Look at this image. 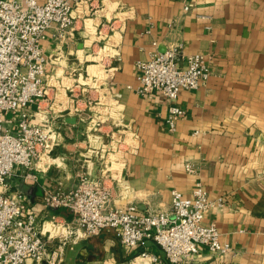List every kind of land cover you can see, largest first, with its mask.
Instances as JSON below:
<instances>
[{
	"label": "crops",
	"instance_id": "crops-1",
	"mask_svg": "<svg viewBox=\"0 0 264 264\" xmlns=\"http://www.w3.org/2000/svg\"><path fill=\"white\" fill-rule=\"evenodd\" d=\"M73 15V35L59 43L49 32L45 49L57 60L75 51L81 61L93 58L104 69L103 88L89 93L95 106L107 98V115H116L122 142L131 133L136 145L122 153L117 177L108 181L104 163L92 153L96 137L78 113L85 102L65 86L64 60L60 67L58 62L50 66L57 78L49 83L39 113L34 115L35 106L30 109L35 122L42 114L50 117L59 140L51 164L36 170V179L17 177L14 184L37 226L48 229L53 220L72 223L69 210L48 208L42 197L72 188L81 171L112 185L114 206L132 203L141 213L169 210L170 190L189 194L199 181L211 200L224 199V206L207 210L204 222L216 225L230 251L218 254L202 247L175 264H264V0H87ZM86 33L94 39L91 46ZM175 43L183 45V57L205 54L210 76L204 86L179 93L175 103L185 114L169 132V100L157 92L137 94L127 85L137 84L136 60ZM103 44L110 52L102 57ZM82 89L75 84L73 91ZM64 111L77 122L68 124ZM187 162L196 165L195 173L185 170ZM56 244H62L59 264H148L137 256L139 248L123 246L112 229L50 241ZM147 249L168 264L153 241Z\"/></svg>",
	"mask_w": 264,
	"mask_h": 264
},
{
	"label": "built area",
	"instance_id": "built-area-1",
	"mask_svg": "<svg viewBox=\"0 0 264 264\" xmlns=\"http://www.w3.org/2000/svg\"><path fill=\"white\" fill-rule=\"evenodd\" d=\"M86 1L0 0V264H59L62 244L51 246V240L93 236L109 229L123 246L139 248L137 256L148 264H163L162 258L147 249L149 240L161 248L168 264L198 254L202 247L212 253L229 252L230 244L216 225L204 222L207 210L213 205L224 206V199L211 200L199 181L189 194L170 190L169 210L141 213L132 203L114 206L112 185L81 171L67 191L44 193L46 207L66 208L73 215L69 225L53 220L48 229L37 226L36 215L26 209L23 192L8 193L10 176L22 182L34 180L36 170L51 164L60 132L45 114L35 122L30 108L35 106L34 115L39 113L49 83L57 78L50 70L57 55L45 49L47 34L59 43L68 40L75 29L74 11ZM83 37L91 46L94 39L87 33ZM101 47L106 48L104 44ZM182 50L183 45L175 43L163 52L155 50L147 59L136 60L137 84L127 85L137 94L157 92L169 100L165 120L169 132L176 130L177 121L185 114L175 103L179 93L204 86L210 76L205 54L183 57ZM93 152L102 157L104 150ZM122 153L109 152V158L100 159L108 181L117 177ZM185 170L195 173L197 167L187 162Z\"/></svg>",
	"mask_w": 264,
	"mask_h": 264
},
{
	"label": "rangeland",
	"instance_id": "rangeland-1",
	"mask_svg": "<svg viewBox=\"0 0 264 264\" xmlns=\"http://www.w3.org/2000/svg\"><path fill=\"white\" fill-rule=\"evenodd\" d=\"M109 52V49L105 48V50L100 51V56H106ZM76 53L77 52L74 51L66 56L63 54V56L59 57L55 62H58L57 66L64 63L62 66H64L63 69L65 72V86L67 87L68 85L69 88L72 89L68 93L77 97L74 99H83L85 102V107L78 110V113L80 115L81 122L89 125L88 133L92 134L93 137H96L92 149L98 151L99 154L102 150H104L102 157H100V155L97 156L98 160L109 158L111 155L108 153L110 152L112 154V152L117 150L118 155L122 156L121 153L123 150H132L135 147L136 144L133 134L128 133L125 142L123 143L121 133L118 130V128H120L118 126L119 124L115 120L116 115L112 116L111 113L107 115L109 112V109L107 108V104H109L107 98H103L105 104L102 106H95V96L94 94L91 93L90 95L89 93L90 90L95 91L96 89L103 88L101 82H104L106 72L103 68L101 69V66L95 65L96 62L92 60L93 58H91V60L81 61V57ZM60 61H63V63ZM66 77H68V80L70 81L69 84L66 82ZM78 79L79 82L76 81ZM74 83L85 89H82L79 92L73 91L75 86ZM62 116H73L76 119L75 123L77 122V117L75 115L68 114L66 111L62 113ZM9 125L11 124L8 123V126ZM18 181L17 177H9L8 184L10 187L8 193H14L17 191L19 188V186H16L18 185Z\"/></svg>",
	"mask_w": 264,
	"mask_h": 264
},
{
	"label": "water",
	"instance_id": "water-1",
	"mask_svg": "<svg viewBox=\"0 0 264 264\" xmlns=\"http://www.w3.org/2000/svg\"><path fill=\"white\" fill-rule=\"evenodd\" d=\"M79 47L82 48V44H81V42L79 43ZM164 50H165V49H164ZM164 50H162V52H163ZM65 121H66L67 123L74 124L75 121H76V119H75V117H73V116H66V117H65Z\"/></svg>",
	"mask_w": 264,
	"mask_h": 264
}]
</instances>
